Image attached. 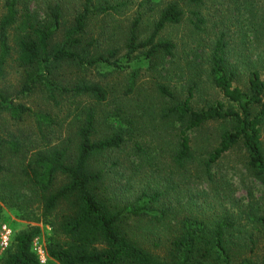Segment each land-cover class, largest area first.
Returning <instances> with one entry per match:
<instances>
[{"label": "trees", "instance_id": "1", "mask_svg": "<svg viewBox=\"0 0 264 264\" xmlns=\"http://www.w3.org/2000/svg\"><path fill=\"white\" fill-rule=\"evenodd\" d=\"M65 1L40 5L4 0L0 121L19 127L34 117L36 130L34 137L24 131L0 133V222L5 206L35 225L14 235L1 264H42L33 247L42 233L38 224L51 229L46 251L53 264H256L250 254L264 233V21L256 20V0L220 1L237 11L241 2L249 10L256 46L250 54L235 56L246 61L245 71L240 60L233 62L228 33L217 35L202 57L190 47L181 52L178 42L162 37L169 27L185 21L192 26V35L204 32L205 0L169 1L148 21L141 8L153 0H78L70 15ZM185 5L191 8L188 19ZM128 9L136 13L126 18L128 25L119 37L122 47L113 39L105 49L99 48L106 39L92 36L90 24L102 17L100 37L111 39L109 17L122 16ZM15 64L20 78L10 89L4 83ZM72 65L97 70L111 81L73 80L63 73ZM242 78L245 85H236ZM209 89L219 91L225 100L208 97ZM37 92L53 109L65 108L66 116H73V137L70 131L58 143L47 141L49 130L54 132L66 118L60 122L51 111H36L23 102ZM138 94L144 103L136 101V108L153 122L159 118L152 133L170 129L176 171L162 180L168 182L162 190L146 185L119 198L107 185L111 170L95 161L130 145L143 153L139 169L155 159L144 154L145 138L135 135L136 113L127 109V101ZM213 123L221 127L211 136V150L201 168L211 189L220 191L214 167L237 146L244 149L246 168L263 188L259 201L251 195V203L214 217L194 210L191 200L181 202L185 206L181 211L170 199L180 201L174 177L188 181L185 172L194 159L195 133L205 135ZM12 158L18 161L13 163ZM59 176L66 180L57 185ZM162 232L167 235L162 237Z\"/></svg>", "mask_w": 264, "mask_h": 264}, {"label": "rangeland", "instance_id": "2", "mask_svg": "<svg viewBox=\"0 0 264 264\" xmlns=\"http://www.w3.org/2000/svg\"><path fill=\"white\" fill-rule=\"evenodd\" d=\"M45 1L46 0H31L29 3L38 2L41 5ZM169 1L173 0H153L152 3L144 5L141 8V12L146 13L145 21H148V19H154L157 16V12L164 8ZM220 1L224 0H205L203 14L201 15V17L205 20L203 27L205 28L204 32L198 33L196 36L192 35V26L189 22L185 21L181 25L169 27L165 33H163L162 37L173 39L174 41L178 42L181 52H183L185 49L187 50L188 47H190L189 50H197L196 52L200 51L199 55L202 57L208 53L207 51L212 46V40L215 39L217 35H220L221 33H228L227 37L230 39V45H228V48L232 52L231 54L233 59H235L233 62L240 60V69L245 71V66L248 67L246 61L243 59H236L235 56L245 51L246 53L250 54L252 52L251 48L253 49V47L256 46V43L253 41V33L255 32L250 24V14L248 13L249 10L246 9L241 4V2L238 4L241 5V9L240 11H237L234 5H231L230 7L229 3H226L223 7L222 4H220ZM78 2V0H66L64 2L67 5L68 15L74 12V7L78 4ZM152 6L154 8L153 11L150 10V7ZM184 9L186 11V19H188L192 16L190 12L191 8L190 6L185 5ZM253 9L256 10V20L263 22L264 0H256ZM4 13V0H0V19ZM135 13V9H128L127 12L122 16L113 15L109 17V33L110 36L112 35L111 39H108L107 36L100 37L101 33L99 32L102 30V17L94 19L93 23L90 24L89 29L91 35L99 38L100 40L106 39L101 42L99 48L105 49L108 42H111L113 39L117 44H121L122 47L124 41L121 43L119 37H122L123 28L128 25L126 18L133 16ZM257 21L255 22L257 23ZM219 23L220 25H217ZM254 53L256 54V52ZM254 58L255 55H253V59ZM63 73L68 75L73 80L85 78L87 80L97 81L102 84L111 81L110 76L106 75L105 77L99 74L97 70L87 71L73 65L66 66L63 69ZM19 78L20 74L15 64L14 66H11V69H9L4 86L13 89L17 86ZM245 83L246 80L242 78L236 85L243 87ZM207 92L209 95L208 97H214L215 99L222 101L225 100L219 91L209 89ZM150 94L152 97L155 96L153 92ZM136 101L143 104L144 96L142 94H138L137 97H132L127 101V103L130 105L127 107V109L133 113H136L134 119L138 121L136 123L138 128L135 131V135H137L139 139L143 137L145 138L143 143L146 148V152L144 154L151 155L152 157H155V159L149 162L145 168L139 169L138 165L143 158V153H137V150L134 149L133 145H130L122 147L117 152L109 153L105 157H99L95 161L98 167H105L106 169L111 170V173H109L110 175L107 177V185L110 192L112 193L113 190L119 198H127L128 196L137 193L140 188L146 185L149 187L152 185H157L159 189L162 190L164 185L168 184L167 180L165 183L162 182V180L168 179V176L172 170L176 171L174 165L171 162V150L173 147L171 141L173 138L169 136L170 129L168 132H164L162 130L161 133H152L153 125L159 127V124H156L159 122V118L153 122L152 117H149L151 120L150 122L147 115L143 113V110L136 108ZM23 102L31 106L36 111L39 109L51 111L54 116H58V120H60V122L61 119L63 120L66 118L58 128H55L54 132L49 130L47 133L49 137L47 141L52 139L50 142L55 144L63 139H67V137H69L68 135L70 134V131L71 136L74 134V129L76 127L73 121L71 125L73 116H66L67 111L65 108L61 110H57L56 108L53 109L52 106L47 103L45 96L42 93L37 92L36 94L30 95L29 97L23 99ZM155 103L158 104V100H155ZM220 127L221 124L213 123L212 125H209L205 128V135L198 134V132L195 133L194 150L192 152L194 159L187 165V171L185 172L188 177V181L181 179V177L178 175L174 177V182L172 181L173 187L176 189V195H174L176 198L180 197V201L177 202L172 196L170 199L173 200V206L176 208L181 207V211L185 208V206H181V202L186 203L187 201L191 200L196 205H191L194 207V210L205 211L206 215H211L214 217V215L222 214L226 209L248 204L250 202L249 199H251V195L255 197L254 199H257L258 201L260 200V197L263 193V188L261 187L260 182L254 179L251 176V173L248 172L246 168V153L242 147L237 146L233 150L227 152L214 167L218 176L216 178L218 181V187H220V191L218 193L211 189L212 184L207 182L205 180L206 178H204L202 175V163L207 160L211 150L210 146L213 142V138H211V136L215 135L214 132L219 130ZM34 129L36 130L34 117H29L25 123L19 127L12 126L8 121H0V133L3 134L24 131V135H32V137H34ZM20 160H22V158L19 159V161ZM12 161L13 163H16L15 161L18 160L16 158H12ZM151 164L157 165L154 167H148ZM120 174L125 175V177H121L124 180L118 179L120 176L117 178L116 175ZM128 179H131L130 189ZM65 180V177L59 176L57 185L62 184L65 182ZM224 194H226V199L224 198ZM162 206L166 207L167 203L163 204ZM255 207L260 208L259 205H255ZM17 215L18 214H16L13 209L4 206L2 215L3 217L1 218L0 222V264L1 260L4 258L7 250L13 242L14 235L31 225H35V223L19 219V215ZM38 225L41 227L42 233L34 240L33 247L37 252L42 264H53L46 251L48 238L52 233L51 229L44 224ZM160 235L165 237L167 234L162 232ZM164 240L165 238H163V241ZM4 242L7 244H4ZM158 249H154V251L162 252ZM250 255L256 264H264V233L258 236L257 247L254 248Z\"/></svg>", "mask_w": 264, "mask_h": 264}, {"label": "built area", "instance_id": "3", "mask_svg": "<svg viewBox=\"0 0 264 264\" xmlns=\"http://www.w3.org/2000/svg\"><path fill=\"white\" fill-rule=\"evenodd\" d=\"M6 238H7V237H6ZM4 244H7V243L4 242Z\"/></svg>", "mask_w": 264, "mask_h": 264}]
</instances>
